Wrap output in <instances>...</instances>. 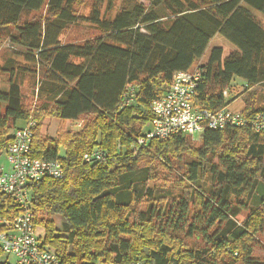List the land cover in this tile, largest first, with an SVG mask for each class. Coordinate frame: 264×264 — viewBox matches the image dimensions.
I'll list each match as a JSON object with an SVG mask.
<instances>
[{
	"label": "trees",
	"instance_id": "obj_1",
	"mask_svg": "<svg viewBox=\"0 0 264 264\" xmlns=\"http://www.w3.org/2000/svg\"><path fill=\"white\" fill-rule=\"evenodd\" d=\"M102 4L110 11L113 0H0V39L22 50L21 61L0 64V151L31 119L30 156L63 168L29 186L38 241L59 264H264L253 254L264 235V135L246 124L206 130L199 147L186 135L138 144L178 71L201 74L195 107L228 108L238 80L241 114L264 113V28L254 15L264 17V0H124L110 18ZM79 21L99 34L63 43ZM217 36L234 50L215 46L198 65ZM47 119L80 129L50 137ZM92 152L100 159L85 162ZM17 212L0 194V219ZM0 264H11L1 249Z\"/></svg>",
	"mask_w": 264,
	"mask_h": 264
},
{
	"label": "built area",
	"instance_id": "obj_2",
	"mask_svg": "<svg viewBox=\"0 0 264 264\" xmlns=\"http://www.w3.org/2000/svg\"><path fill=\"white\" fill-rule=\"evenodd\" d=\"M201 74L197 69L178 71L172 76L165 95L153 102L154 117L142 144L148 139H169L175 135L198 136L206 130L222 131L227 127L250 124L252 131L264 135V113L251 117L234 113L229 108L216 112L193 105V97ZM35 121L29 119L22 128L13 133L5 150V166H0V194L10 195L18 212L10 220L0 219V249L11 259V264H59L55 253L42 247L38 241L31 211V184L41 179H60L62 165L58 161H41L30 156ZM92 152L84 155V161L100 159Z\"/></svg>",
	"mask_w": 264,
	"mask_h": 264
},
{
	"label": "rangeland",
	"instance_id": "obj_3",
	"mask_svg": "<svg viewBox=\"0 0 264 264\" xmlns=\"http://www.w3.org/2000/svg\"><path fill=\"white\" fill-rule=\"evenodd\" d=\"M124 0H113V4L111 6V10H107V5L102 4L103 6L100 7L101 12L107 17H113L119 10H121V6ZM145 4V3H144ZM131 4H128L127 7L129 8ZM92 8V3L91 2H86L83 6L77 7L76 12L77 15L86 18L88 17L90 11ZM105 11V12H104ZM162 11V9L160 10ZM256 19L259 21L261 26L264 28V17L260 14L254 13ZM141 32L144 33V30L142 29ZM99 33L91 28L90 24H87L84 21H79L78 24L71 26L68 28L64 35L62 36V42L63 43H81L85 40L92 39L96 37ZM215 46H221L223 49L224 55H227L231 53L234 49L228 45L225 41L222 40L220 37H215L211 44L208 46L206 49V52L203 56V58L198 62L199 64L205 63V61L208 59L211 50ZM22 50L19 47H16L12 44H10L8 39H0V64H3L2 62L6 58H14L15 60L21 61L19 52ZM196 69V68H195ZM198 69V68H197ZM38 82H36V77H35V82L34 86L36 87ZM33 85L30 84L29 81L25 83V85L22 86V98H23V104L24 107L27 108L30 111H33V108L35 106L38 107L39 103L37 102L36 105L33 103L35 102V96L32 94L34 87ZM7 80L4 78V76H1L0 78V91H5L7 90ZM244 92L242 88V83L238 80H235L232 84L231 87L229 88V93L227 95V98L229 100L233 101L232 104L228 107L230 111L234 113H239L241 114L240 110L243 107V99L244 96L240 97L241 93ZM35 94V91H34ZM34 104V105H33ZM32 105V107H31ZM260 105V104H259ZM79 123L80 122H58L54 119H47L45 120L43 124L42 131L44 134L50 136V137H55L58 131L60 130H69V131H78L79 128ZM151 126V122H150ZM189 137V141L191 144H193L196 147H199L201 144V135L198 136H187ZM6 160H5V154L4 152L0 151V166H5ZM167 175H170L167 172H161L160 177H167ZM175 176V174L173 173ZM171 176V175H170ZM173 177V176H171ZM172 181H170L171 183ZM161 182H158L160 184ZM57 224H59V219L58 217L53 218ZM59 227V225H57ZM38 233V232H37ZM42 233V231H41ZM38 235V234H37ZM257 243V247L254 248V257L263 261L264 262V235L257 236V240L255 241Z\"/></svg>",
	"mask_w": 264,
	"mask_h": 264
}]
</instances>
